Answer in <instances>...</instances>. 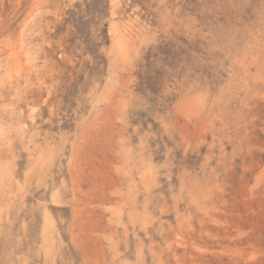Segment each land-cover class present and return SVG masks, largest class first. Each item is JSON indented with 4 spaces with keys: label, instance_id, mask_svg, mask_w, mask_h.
<instances>
[{
    "label": "rangeland",
    "instance_id": "obj_1",
    "mask_svg": "<svg viewBox=\"0 0 264 264\" xmlns=\"http://www.w3.org/2000/svg\"><path fill=\"white\" fill-rule=\"evenodd\" d=\"M0 264H264V0H0Z\"/></svg>",
    "mask_w": 264,
    "mask_h": 264
},
{
    "label": "bare ground",
    "instance_id": "obj_2",
    "mask_svg": "<svg viewBox=\"0 0 264 264\" xmlns=\"http://www.w3.org/2000/svg\"><path fill=\"white\" fill-rule=\"evenodd\" d=\"M117 11V10H116ZM131 13V12H130ZM128 15V14H127ZM137 16V15H136ZM32 19V18H31ZM128 20V19H127ZM137 21V20H136ZM149 21V20H148ZM138 22V21H137ZM139 23V22H138ZM111 24H113V23H111ZM133 24V23H132ZM148 24V23H147ZM128 25V24H127ZM124 26H126V25H124ZM114 27H116V25L114 26ZM147 27H149V26H147ZM113 28V27H112ZM124 28V27H123ZM125 29V28H124ZM21 30H22V27H21ZM114 30V29H113ZM136 35H138V34H136ZM143 38V37H142ZM116 40V39H115ZM117 41V40H116ZM119 41V40H118ZM20 42H22V41H20ZM138 42V41H137ZM120 43V42H119ZM118 43V44H119ZM20 46V45H19ZM124 46V45H123ZM27 47V46H26ZM121 50H122V48H121ZM124 52V51H123ZM125 53V52H124ZM25 62V61H24ZM26 63H27V61H26ZM22 65V64H21ZM197 76V75H196ZM199 76V75H198ZM203 77V76H202ZM209 78V77H208ZM197 80V79H196ZM205 82V81H204ZM228 82V81H227ZM193 84V83H192ZM218 85V84H217ZM199 86H201V85H199ZM229 86V85H228ZM198 87V86H197ZM227 87V86H226ZM198 90V89H197ZM211 97V96H210ZM216 97H220L219 95L218 96H216ZM203 99V98H202ZM205 105V104H204ZM133 159H134V157H133ZM146 160V159H145ZM128 161V160H127ZM132 162V161H131ZM146 162H148V161H146ZM130 164H132V163H130ZM135 164V163H134ZM143 164H145V163H143ZM149 165V164H148ZM145 166V165H144ZM143 166V167H144ZM147 166V165H146ZM135 167H136V165H135ZM141 167V166H140ZM147 170V169H146ZM153 170V169H152ZM148 171V170H147ZM127 173V172H126ZM168 173V172H167ZM148 174V173H147ZM152 174H153V172H152ZM146 175V174H145ZM144 175V176H145ZM169 175V174H168ZM151 178V177H150ZM183 179V178H182ZM150 180V179H149ZM146 181H148V180H146ZM140 185V184H139ZM142 188V187H141ZM144 189H145V187H144ZM145 194V193H144ZM144 222V221H143Z\"/></svg>",
    "mask_w": 264,
    "mask_h": 264
}]
</instances>
